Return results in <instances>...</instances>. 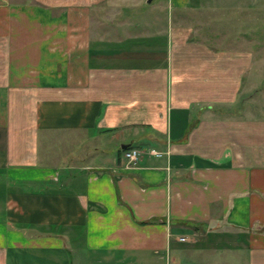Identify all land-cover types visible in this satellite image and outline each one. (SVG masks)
<instances>
[{"label":"crops","instance_id":"obj_1","mask_svg":"<svg viewBox=\"0 0 264 264\" xmlns=\"http://www.w3.org/2000/svg\"><path fill=\"white\" fill-rule=\"evenodd\" d=\"M144 1L0 0V264H264L263 67Z\"/></svg>","mask_w":264,"mask_h":264},{"label":"rangeland","instance_id":"obj_2","mask_svg":"<svg viewBox=\"0 0 264 264\" xmlns=\"http://www.w3.org/2000/svg\"><path fill=\"white\" fill-rule=\"evenodd\" d=\"M165 3L168 0H153ZM145 0L142 10L149 3ZM191 19L206 37L222 40L224 46L249 48L256 54L257 65L264 74V0H199ZM187 17V14H185ZM200 35V34H199ZM216 36V37H215ZM260 78V77H259ZM256 91V113H264V83ZM262 114V113H261Z\"/></svg>","mask_w":264,"mask_h":264},{"label":"built area","instance_id":"obj_3","mask_svg":"<svg viewBox=\"0 0 264 264\" xmlns=\"http://www.w3.org/2000/svg\"><path fill=\"white\" fill-rule=\"evenodd\" d=\"M144 150L140 147L133 146L126 148L124 151V155L127 159L128 164H134L137 163V161L141 158L143 155ZM150 152L154 154H162L160 150H157L156 148H150ZM184 237H182L183 239Z\"/></svg>","mask_w":264,"mask_h":264}]
</instances>
